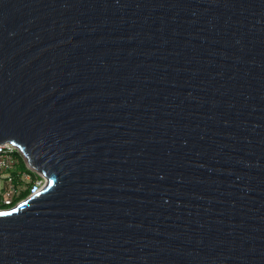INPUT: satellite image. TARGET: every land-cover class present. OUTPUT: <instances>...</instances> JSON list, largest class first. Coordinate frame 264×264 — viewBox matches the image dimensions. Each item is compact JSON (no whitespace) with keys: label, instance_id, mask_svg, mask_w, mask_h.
I'll return each mask as SVG.
<instances>
[{"label":"water","instance_id":"1","mask_svg":"<svg viewBox=\"0 0 264 264\" xmlns=\"http://www.w3.org/2000/svg\"><path fill=\"white\" fill-rule=\"evenodd\" d=\"M4 142L0 264H264V0H0Z\"/></svg>","mask_w":264,"mask_h":264},{"label":"built area","instance_id":"2","mask_svg":"<svg viewBox=\"0 0 264 264\" xmlns=\"http://www.w3.org/2000/svg\"><path fill=\"white\" fill-rule=\"evenodd\" d=\"M45 183V176L29 166L15 145L0 143V209L14 206Z\"/></svg>","mask_w":264,"mask_h":264}]
</instances>
